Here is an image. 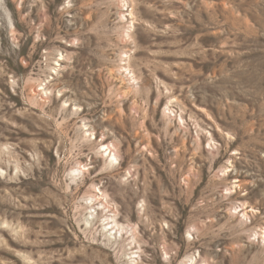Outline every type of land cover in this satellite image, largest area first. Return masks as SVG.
<instances>
[{
    "label": "rangeland",
    "instance_id": "1",
    "mask_svg": "<svg viewBox=\"0 0 264 264\" xmlns=\"http://www.w3.org/2000/svg\"><path fill=\"white\" fill-rule=\"evenodd\" d=\"M0 264H264V0H0Z\"/></svg>",
    "mask_w": 264,
    "mask_h": 264
}]
</instances>
